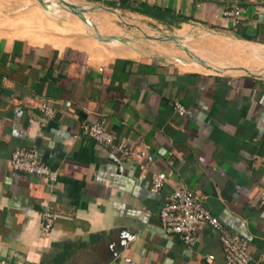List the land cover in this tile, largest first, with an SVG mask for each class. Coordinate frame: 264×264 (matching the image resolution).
<instances>
[{
    "label": "crops",
    "instance_id": "obj_1",
    "mask_svg": "<svg viewBox=\"0 0 264 264\" xmlns=\"http://www.w3.org/2000/svg\"><path fill=\"white\" fill-rule=\"evenodd\" d=\"M44 1L73 17L59 9L60 0ZM64 1L113 9L151 29L194 25L236 40L204 37L229 54L264 58V0ZM234 3L242 7L237 23L221 15ZM97 21L101 32H112ZM25 33L0 36V258L10 264H208L212 254L210 264H224L218 234L207 225H198L191 245L162 230L159 205L176 185L193 191L229 232L245 239L253 259L259 256L264 74L207 70L115 41L103 48L36 44ZM190 41L185 44L197 55L202 46ZM39 100L55 108L52 118L33 104ZM174 102L184 106L183 115L173 111ZM101 118L114 140L147 148L148 171L166 173L158 194L149 189L148 171L81 135L82 122ZM16 147L34 149L55 180L10 169L7 158ZM46 204L56 219L43 232ZM120 233L127 235L123 244Z\"/></svg>",
    "mask_w": 264,
    "mask_h": 264
},
{
    "label": "built area",
    "instance_id": "obj_2",
    "mask_svg": "<svg viewBox=\"0 0 264 264\" xmlns=\"http://www.w3.org/2000/svg\"><path fill=\"white\" fill-rule=\"evenodd\" d=\"M242 14V7L232 4L221 11L223 17H227L237 23ZM45 119H50L55 113V108L44 101L33 103ZM26 105V103H25ZM173 111L178 115L185 113V108L179 102L173 103ZM82 136L87 137L95 143L104 146L112 155L124 160L134 162L140 172H147V165L153 157L146 147H140L128 143L127 139L114 140L113 135L106 129L105 120L99 119L95 122H82L79 127ZM10 169L23 173L39 176L43 181H54L56 172L47 166L38 153L31 148H13L7 158ZM150 178V191L158 194L166 182L167 175L163 171H148ZM258 204L264 206V189L259 191ZM41 228L47 232L53 225L56 215L50 205H44L41 212ZM158 219L165 233L177 236L186 245L196 241L198 225L203 223L218 234L221 253L224 264H248L254 260V264H264V248L257 258L253 259L247 251L246 241L234 232H229L219 219L214 216L203 204L201 199L184 185L173 187L168 198L162 201L158 209ZM206 261L210 264L213 255H206ZM0 264H10L4 258H0Z\"/></svg>",
    "mask_w": 264,
    "mask_h": 264
},
{
    "label": "rangeland",
    "instance_id": "obj_3",
    "mask_svg": "<svg viewBox=\"0 0 264 264\" xmlns=\"http://www.w3.org/2000/svg\"><path fill=\"white\" fill-rule=\"evenodd\" d=\"M56 4L60 5L59 9L64 12H70L69 9L65 8L58 2H56ZM47 5V2H38L37 0H0V36L17 37L18 34L20 35L22 32H26L24 36L29 40L33 37L41 38L44 34L48 33L57 36L58 41L61 39L62 41L73 40L79 42V40L95 39V44L103 42L101 43L102 45H99L102 48L105 44L106 46L109 44L106 40L115 39L122 43L119 44L121 45L120 48L127 46L136 53L173 54V56L175 55L180 56L181 58L190 59L193 63L195 61L192 60L194 56L199 57L202 61L211 65L212 68H216V70L223 71L227 74L242 71L241 67L222 68L223 66L240 65L235 64L237 62L230 57L234 55V53L229 54V50H225L222 46L213 45L211 44L210 39L204 38L208 34L223 37L224 35L222 33H214L206 30L203 31V29H199L190 24L186 25L188 29H183L184 25L175 30L170 28H167L166 30L164 28L151 29L131 16L117 14L111 10L104 9L101 6L88 3L84 4V7H79L80 11L78 15L72 13L73 17H66L68 18V22L83 21L85 27L83 28V32L79 34L77 32L80 29L64 31L62 29V23L64 24V22H67L63 21L65 16L62 12L59 16L51 13L53 11L50 10ZM87 18H90L93 22L98 20L97 22L100 24L108 25L112 28V32H101L95 24ZM82 26L83 25H81V28ZM182 31L186 32L185 36L182 35ZM165 35L173 36L175 40L165 39ZM78 37L79 39H77ZM189 40H191L189 43L193 44L194 42L193 45L196 44L197 46H202L201 50L195 51L197 55H194L193 50L189 46H186L185 41L187 42ZM58 45H61V43ZM83 46L86 45L82 44V47ZM238 46L241 50H246V47H242L240 44ZM247 56H249L248 60L251 62H261L260 69L257 72L264 74V58L261 59V57H259L258 59L254 57L253 54H248ZM240 59L241 63H245V58ZM204 68L211 70L206 66H204Z\"/></svg>",
    "mask_w": 264,
    "mask_h": 264
},
{
    "label": "bare ground",
    "instance_id": "obj_4",
    "mask_svg": "<svg viewBox=\"0 0 264 264\" xmlns=\"http://www.w3.org/2000/svg\"><path fill=\"white\" fill-rule=\"evenodd\" d=\"M48 6V5H47ZM49 8V7H48ZM50 9V8H49ZM50 10H52V9H50ZM53 12H51V13H53V14H55V15H60L59 14V12H57V11H54V10H52ZM64 20H66L67 22H64V24L62 23V29L65 31V30H67V31H71V30H73V29H76V30H78V29H80V30H78V32L77 33H79V34H81V32H83V28L85 27V24L83 23V21L82 22H80V21H73V22H68V18H65ZM82 23V24H81ZM81 25H83L82 26V28H81ZM185 33L186 32H184V31H182V35H184L185 36ZM179 34V33H178ZM42 36V35H41ZM219 37H222V36H219ZM222 38H224V39H227V40H229V41H236V40H234L233 38H231V37H222ZM77 39H79V37L77 38ZM80 39H81V37H80ZM31 42H33V43H39V44H43V43H50V44H52V45H56V46H59V47H61V46H63L64 45V43H66V44H70V45H75V46H80V47H82V44L83 45H86V46H88L89 48H92V47H95V45H96V47H101V46H99L101 43H103V42H98L99 44H95L94 43V41H95V39H87V40H79V42H75V41H73V40H68V41H62L61 39V41L59 40H57V36H54V35H50V34H44L43 35V37H33V38H30L29 39ZM76 40V39H75ZM111 42V41H115V42H118L119 44H122V43H120L119 41H117V40H115V39H112V40H106V42ZM59 43H61V45H58ZM94 43V44H93ZM246 43H248L251 47H254L253 45H251V44H253V43H250V42H246ZM115 44V43H114ZM236 44V43H235ZM255 44V43H254ZM102 45V44H101ZM116 45V44H115ZM114 45V46H115ZM259 45V44H258ZM85 46V47H86ZM105 46H106V44H105ZM260 46V48L262 47V48H264V46H262V45H259ZM107 47V46H106ZM232 59H234V61H236L237 63H235V64H237V65H240V66H223L222 68H231V67H233V68H235V67H241V68H243V69H246V70H248V71H258L259 70V68H258V65L259 64H261V62L259 63V62H251L250 60H248V59H245V63H241V59L239 58V57H236V56H234V55H232V56H230ZM234 57V58H233ZM200 67H203L202 65H199ZM228 70V69H227ZM240 71V70H239ZM243 72V71H242ZM259 73V72H258Z\"/></svg>",
    "mask_w": 264,
    "mask_h": 264
},
{
    "label": "water",
    "instance_id": "obj_5",
    "mask_svg": "<svg viewBox=\"0 0 264 264\" xmlns=\"http://www.w3.org/2000/svg\"><path fill=\"white\" fill-rule=\"evenodd\" d=\"M37 1H38V2H44V0H37ZM58 3L61 4L62 6H64L65 8L69 9L70 12L73 13L74 15H78V14H79V11H80V8H79V7H77V6L73 5V4H70V3H68V2H66V1H64V0H60V1H58ZM102 8H104V9H108V8H106V7H102ZM108 10H111V11L114 12L113 9H108ZM80 19H81V17H80ZM165 36H166L165 39L175 40L173 36H168V35H165ZM193 60L197 61L199 64H201V65H203V66H206V67L210 68L211 70L214 69V68L211 67V65H209L208 63H205L204 61H202L199 57H194V56H193ZM241 70H244V69L242 68ZM214 71H218V70H214ZM244 71H245V73H247V74H252V73H251L250 71H248V70H244ZM259 73H260V72H259ZM125 238H127V235L124 234V233H120V236H119V243H120V244H123Z\"/></svg>",
    "mask_w": 264,
    "mask_h": 264
},
{
    "label": "trees",
    "instance_id": "obj_6",
    "mask_svg": "<svg viewBox=\"0 0 264 264\" xmlns=\"http://www.w3.org/2000/svg\"><path fill=\"white\" fill-rule=\"evenodd\" d=\"M121 1H123V0H121ZM184 20H186V18L185 17H181V21H184Z\"/></svg>",
    "mask_w": 264,
    "mask_h": 264
}]
</instances>
